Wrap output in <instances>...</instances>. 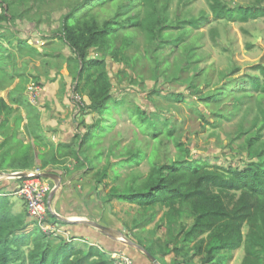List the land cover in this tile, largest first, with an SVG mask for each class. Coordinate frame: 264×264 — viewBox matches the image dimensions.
Segmentation results:
<instances>
[{
    "label": "trees",
    "instance_id": "trees-1",
    "mask_svg": "<svg viewBox=\"0 0 264 264\" xmlns=\"http://www.w3.org/2000/svg\"><path fill=\"white\" fill-rule=\"evenodd\" d=\"M57 1L65 10L59 27L46 39L50 43L48 47L59 43L70 49L73 56L69 62L76 60L78 70L77 90L88 101L82 108L73 143L51 149L50 160L39 155L43 158L42 169L49 162L65 164L66 159L73 158L77 169H86L84 175L90 177L97 190L102 185L106 189L113 184L105 202L115 199L134 205L146 227L154 222L157 211H161L157 223L161 235L158 231L151 233L153 240L148 246L135 241L161 264H228L238 250L244 251L241 264H264V64L254 66L253 72L243 78L234 77L238 68L230 74L223 73L224 79L213 86L209 71L199 70L198 44L192 40L199 38L200 33H193L207 21L208 24L222 21L244 24L264 17V0L234 6L226 0H205L210 14L202 13L199 18L181 15L171 18V0H51V3ZM42 3L45 0H0V90L13 81L3 69L6 58L14 60L16 53L25 52L52 57L42 54L35 44L18 38L6 27L17 38L13 44L2 28L5 23H16L33 13L36 4L39 5L34 11L38 15ZM137 36L143 37V43H135ZM133 48L135 51L130 54ZM108 59L124 66L117 74L116 85L108 70ZM127 69L132 72L128 77ZM184 77L198 104H204L215 119L232 114L245 100L255 98L260 120L239 134L243 142L237 147L248 156L241 159V165L230 161L220 164L217 160L213 163L209 156L191 157L187 144L176 139L173 120L161 109L151 113L142 105L127 101V94L116 96L114 92L115 89L127 91V84L145 87L150 80L156 86L153 95L161 96L167 85ZM164 97L177 103L188 99L171 88ZM9 99L11 102L0 96V136L3 137L0 154L4 151L5 158L10 156L5 150L7 143L19 135L23 121L14 108L23 104L21 98ZM147 100H152L151 94ZM191 104L194 108L190 110L208 124L207 115L195 106L197 103ZM228 104L231 109L227 108ZM114 111L120 116L128 111L135 127L150 136L154 151L165 140L173 142L178 159L158 164L154 161L155 152L147 156L142 147L128 152L124 148V152L116 155L120 145L111 140L106 146L105 141L111 132L109 126L116 121L110 120ZM11 119L16 127L9 126ZM6 130L10 135L4 137L2 132ZM33 132L29 134L40 140ZM104 158L105 165L98 168L96 162ZM144 159L149 160L150 168L143 176L138 169ZM16 162L18 169L10 171H26L34 164L29 153L16 157ZM1 191L0 264H117L113 255L121 247L125 252L129 248L102 233V242L77 243L81 238L73 235L68 238L61 233L49 237L38 230L27 232V208L15 212L9 198L15 192ZM48 220L58 227L66 225L51 213Z\"/></svg>",
    "mask_w": 264,
    "mask_h": 264
},
{
    "label": "rangeland",
    "instance_id": "rangeland-1",
    "mask_svg": "<svg viewBox=\"0 0 264 264\" xmlns=\"http://www.w3.org/2000/svg\"><path fill=\"white\" fill-rule=\"evenodd\" d=\"M226 1L232 6L249 5L252 3V0ZM38 5L36 4L34 6L33 13L31 12L29 15H25L21 21L5 23L2 25V28H4L7 38L13 44L16 43L14 40L17 38L12 37L11 32L16 33L18 38L28 40L30 44H35L42 54H51L52 57L35 56L32 53L25 52L16 53L14 60L6 58L3 69L7 71L6 76L10 75L13 81H9V83L3 86H6V90H0V96H4L7 102H11L9 97L11 93L16 91L19 95H16L15 98H21L23 103L21 105L30 107L29 103L33 104L34 102L30 99V97L33 98L30 87L33 85L36 86L38 94L42 90H46L40 101L38 100L36 103L42 110L40 114L42 115L44 112H48L50 118L58 120L63 119V116L66 117V124L74 123L73 131L75 135L78 131V121L81 116V111L78 110V106L75 104L77 103L75 96H80L84 103H87L88 98L77 90L76 83L78 78L76 77L78 70L75 66L76 60L69 62L73 56L70 49L59 43L48 47L50 43L46 40L48 36H52L53 30L59 27V19L65 8L61 5L60 1L51 3V0H45V3H42L40 13L36 15L35 11ZM169 13L171 18L176 15L199 18L202 13L210 14V11L205 0H171ZM40 19H42L40 21L41 23L39 22ZM208 22H205L199 30L194 31L193 34H200H198L199 38L192 37V40L198 44L196 54L197 59L200 60L198 64L199 70L209 71V75H212L213 86H217L224 79L223 73L230 74L235 68H238L234 77L243 78L246 74L253 72L252 68L254 66L261 63L264 64V17L244 24L228 23L225 21L208 24ZM143 41V37L141 36L135 38V43L137 44L143 43ZM248 45L251 46L250 49H248ZM4 46H9V43L5 41ZM134 51L135 49L133 48L130 54ZM169 51V49L166 50L165 54H169ZM122 69H124L123 64L118 65L108 59V70L115 85L118 80L116 79L117 74ZM129 74H132V72L127 69V77ZM144 86L130 87L127 84V91L123 92L120 89H115L114 92L116 96L127 94V101L142 105L151 113L161 109L171 121L173 120L172 123L174 126L172 128L176 129V139L187 144L191 157L206 158L209 156L213 163L216 160L220 164L223 161H230L237 165H241V159L248 157L247 153L237 146L243 142V139L239 140L241 130L247 132L255 120H260L255 98L249 101L247 100V102L245 100L242 105H239V110L233 111L232 114L227 113L224 118L216 117L215 119L212 113L205 108L204 104H198L197 96L192 93L190 83L185 77L171 85H167L166 90H161L163 94L161 96L153 95L152 92L156 88L153 81H147ZM200 87L203 88V85L200 84ZM170 88L176 93L186 95L188 99L178 103L165 99L164 96L168 94V89ZM150 94L152 96L151 101L147 100ZM192 102L197 103L195 106H198L207 115L206 120L208 124L204 123L199 115L194 114L190 110L194 108L191 104ZM262 102H264V99ZM228 107L231 109L230 104L227 105ZM122 108L124 109L125 107ZM37 117L39 116L37 115ZM111 119L116 121L109 126L111 132L105 141L106 146L109 145L108 142L111 140L120 145L119 149L115 152L116 155L124 152V148H127L128 152L142 147L146 151L147 156L153 155L155 152V163H169L178 159L179 154L171 141L165 140L154 151V147L152 146L153 142L149 138L150 136L143 135L135 127L129 118L128 111L122 116L114 111L110 117ZM2 133L4 137L9 135L7 130ZM19 133L21 134L19 138H12L7 143L5 150L10 152V156L8 155L5 158L4 151L0 154V171H9L7 173H10V170L18 169L16 157L24 155L25 153H29L33 159V163H35V158L38 155L35 152L36 143L31 144L28 142L25 144V132ZM37 158L43 161L41 156ZM70 160L73 163L76 162L73 158H68L65 163ZM105 161V158L101 162L97 161L96 165L98 168L102 169ZM74 168L77 169V164ZM149 168V160L144 159L138 170L144 176L149 171ZM84 171L87 172L86 169ZM84 171H82L83 175L85 174ZM21 172L29 173L28 171ZM41 172L44 173V171ZM16 182L14 179L0 181V190H3L1 192H14ZM107 182H110V179ZM112 185L111 183L106 189L102 185L99 190L93 187V195L96 196L95 204L98 208L94 209L99 212L100 224L128 236L134 242L138 241L148 246L153 240L152 234H154V231H158L157 223L162 217V212L157 211L154 222L146 227L143 221H140V211L134 205L115 199L105 202L104 199ZM100 192L101 196L99 197ZM9 196L15 212H20L26 208L25 201L19 195L14 194ZM185 221L188 220L185 219ZM37 230L40 231L38 228ZM60 230L63 235L65 234L68 238L70 237V235L66 234V231L62 230V227H60ZM158 234L161 235V231H158ZM77 243H80V241L78 240ZM243 257L244 251H235L233 259L229 260L228 264H241ZM167 260H171V257H168Z\"/></svg>",
    "mask_w": 264,
    "mask_h": 264
},
{
    "label": "crops",
    "instance_id": "crops-1",
    "mask_svg": "<svg viewBox=\"0 0 264 264\" xmlns=\"http://www.w3.org/2000/svg\"><path fill=\"white\" fill-rule=\"evenodd\" d=\"M44 91L46 90H42L40 94H38L36 101L30 97V99L34 101L33 104L29 103L30 107H25L22 105L21 106L14 105V108L17 109L18 113H20V114L17 113V115H20L23 118V121L20 124L19 132H25L27 137V140L26 137L24 138L25 144L28 142L31 144H35L36 141L37 142V146L35 148L36 154L42 155L44 156V158H47L51 149H55L60 146H65L67 144L73 143L74 123L71 124L72 123L71 122L70 124L69 123L66 124V120H65L66 117L64 116L63 119L61 118V120H58V119L50 118L49 117L50 114L48 112H44V114L42 115L40 114V111L42 110L41 108L38 107V105H36V103L38 102V100L40 101V99L43 97ZM16 95H19L16 91L14 93H11V96L13 97H15ZM1 97L5 98L4 96ZM37 115L39 117H37ZM9 126L16 127L14 119H11ZM29 128H31V130L34 131L33 132L34 134L36 133L41 137L40 140H35V138L32 137L31 134H29V132L31 131L29 130ZM19 136H21L20 133L17 137L19 138ZM2 140L3 137L0 136V143L2 142ZM37 157L35 158V163L33 164V168L26 171L29 172L35 169H40L41 171L44 172L48 171L50 173H55L61 178L60 189L57 190L55 195L52 197L51 201H48L49 195L47 197V204L50 208L49 210H52L57 214V216L63 218H67L71 220H89L92 222L100 223L99 212L98 210L94 209L97 207L95 204L96 196L93 195L94 192L93 187L96 188V186L94 182L90 179V177H87L82 174V171L84 170L75 169L74 166L76 165V162L73 163L72 160H70L65 164H56V165L49 162L47 166L44 169H42L43 161L38 160ZM50 157L48 156L46 160L48 159L50 160ZM0 172L7 173L9 171H0ZM46 180L50 183V185L55 186L52 180H48V179ZM65 224L66 225L60 226L62 227V230L66 231V234L68 235H73L77 238H81L78 239L80 243L85 241L86 242L88 241L89 243L92 241L98 243L102 242L100 237L101 232L91 226L85 225L83 223L82 224L65 223ZM120 251L125 252L123 247L120 248ZM126 252L132 264H152L151 262L147 261L144 258L141 252L135 249L127 248Z\"/></svg>",
    "mask_w": 264,
    "mask_h": 264
},
{
    "label": "built area",
    "instance_id": "built-area-1",
    "mask_svg": "<svg viewBox=\"0 0 264 264\" xmlns=\"http://www.w3.org/2000/svg\"><path fill=\"white\" fill-rule=\"evenodd\" d=\"M30 91H32L33 100H37V87L34 85L31 86ZM75 98L77 102L75 104H77L78 110L82 111L85 103L80 96H75ZM17 174H19V172H0V181L9 179H14L16 181L20 180L14 192L26 203L29 219L27 231L31 232L38 228L49 237H57L61 234L60 226L58 227L48 222V216L51 212L47 204V197L54 189V186L50 185V183L40 175L42 174L40 169L29 171L27 176L21 179L16 177ZM113 256L117 259V264H132L131 260L123 252L115 253Z\"/></svg>",
    "mask_w": 264,
    "mask_h": 264
},
{
    "label": "water",
    "instance_id": "water-1",
    "mask_svg": "<svg viewBox=\"0 0 264 264\" xmlns=\"http://www.w3.org/2000/svg\"><path fill=\"white\" fill-rule=\"evenodd\" d=\"M9 175H11V174H9ZM40 175L45 179L52 180L55 184L54 189L49 194V200L48 201H51L52 197L55 195L57 190L60 189V187H61V178L58 175H56L55 173H50V172H44ZM11 176H13V175H11ZM26 176H27L26 172H20L19 174L16 175V177L19 179L24 178ZM50 212H51V214L56 216L59 219V221H61L63 223H67V224H73V223H81L82 224L83 223L85 225L91 226V227L97 229L98 231H100L106 237L111 238L112 240H115L117 242H120L121 244H123V245H125L131 249H135V250L141 252L150 260V262L152 264H161L144 247H142V246L138 245L137 243H135L134 241H132L128 236H125L122 233L114 231L112 228L103 226L100 223L92 222L89 220H71V219L63 218V217L57 216V214L55 212H53L52 210H50ZM117 235L119 236V238L117 237Z\"/></svg>",
    "mask_w": 264,
    "mask_h": 264
},
{
    "label": "clouds",
    "instance_id": "clouds-1",
    "mask_svg": "<svg viewBox=\"0 0 264 264\" xmlns=\"http://www.w3.org/2000/svg\"><path fill=\"white\" fill-rule=\"evenodd\" d=\"M127 247V246H126ZM119 252H122V251H119ZM118 253V252H117ZM123 253L125 254V252L123 251ZM126 255V254H125Z\"/></svg>",
    "mask_w": 264,
    "mask_h": 264
},
{
    "label": "bare ground",
    "instance_id": "bare-ground-1",
    "mask_svg": "<svg viewBox=\"0 0 264 264\" xmlns=\"http://www.w3.org/2000/svg\"><path fill=\"white\" fill-rule=\"evenodd\" d=\"M117 237L119 238V236L117 235Z\"/></svg>",
    "mask_w": 264,
    "mask_h": 264
}]
</instances>
